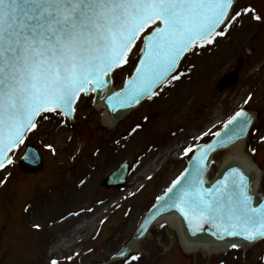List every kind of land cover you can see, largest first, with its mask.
I'll list each match as a JSON object with an SVG mask.
<instances>
[{
    "label": "rangeland",
    "instance_id": "1",
    "mask_svg": "<svg viewBox=\"0 0 264 264\" xmlns=\"http://www.w3.org/2000/svg\"><path fill=\"white\" fill-rule=\"evenodd\" d=\"M234 6L232 16L241 15L230 19L224 35L189 53L174 75L179 78L167 81L115 127L96 121L101 114L86 97L77 105L74 124H64L57 113L39 119L27 143L41 152L40 169L25 172L18 150L11 166L0 172L5 180L0 185V264L106 263L183 168L189 155L184 149L205 142L238 108L257 113L243 151L263 171L264 182V0H238ZM138 51L139 46L114 73L117 88ZM239 58L237 83L218 91L217 83ZM122 164L132 171L123 189L103 188L100 182ZM174 236L167 227H153L133 249L138 260L109 264H264V242L206 257L186 255Z\"/></svg>",
    "mask_w": 264,
    "mask_h": 264
},
{
    "label": "snow or ice",
    "instance_id": "2",
    "mask_svg": "<svg viewBox=\"0 0 264 264\" xmlns=\"http://www.w3.org/2000/svg\"><path fill=\"white\" fill-rule=\"evenodd\" d=\"M232 3L0 0V169L12 163L10 153L24 143L28 132L37 129L38 116L44 112L68 115L81 94L104 88L107 76L127 63L137 40L142 43L143 55L135 73L120 92L108 99L126 106V102L138 101L142 96L151 98L156 94L154 86L167 79L178 59L193 45L211 43L213 34L224 35L216 29L227 24L229 18L235 20L241 15L237 12L229 17ZM236 121L240 122L239 133L250 123L247 113L240 110L225 128ZM193 150L185 148L184 153ZM205 151L200 149V155L193 157L196 176L175 193L169 206L179 209L197 228L214 224L221 236L240 235L249 241L264 237V205L252 206L243 173L232 169L224 181L212 188L203 187ZM181 177L158 200L173 193ZM131 260H138V256L132 255Z\"/></svg>",
    "mask_w": 264,
    "mask_h": 264
},
{
    "label": "water",
    "instance_id": "3",
    "mask_svg": "<svg viewBox=\"0 0 264 264\" xmlns=\"http://www.w3.org/2000/svg\"><path fill=\"white\" fill-rule=\"evenodd\" d=\"M234 2H235V0H233L232 5L234 4ZM232 5L229 7L228 12L230 11V8L232 7ZM217 29H219V28H217ZM146 31H150V29H147ZM141 35H143V34H141ZM138 41H140V40H137V42ZM137 42H136V44H137ZM134 47H133V49H134ZM141 49H142V43H141V48H140L139 61L143 55V52ZM186 53H184L178 59L177 65L175 66L174 70L169 73L168 77L177 69V67L180 63V60L183 58V56ZM137 63L139 64V62H137ZM116 69L117 68H115L107 76V78H106L107 84L104 88H102L98 91H95V92H90L87 94V95L93 94V96H94L93 106L96 109H102L103 110L102 118H103L104 123L108 126H112L113 124H115L125 114H127L131 109L137 107L141 101L148 98L147 96H142L139 98L138 101H135V100L128 101V102H126V106H120L119 104L116 103L115 99H113L112 102L110 103L108 98L111 96V94L114 92H120L121 91V90L120 91H114L112 88V74L115 72ZM134 73H135V71H134ZM134 73H133V75H134ZM130 78H128V80ZM233 78H235V77L234 76L233 77L232 76L227 77L226 82L223 84L222 87H226V86L228 87L229 84L232 85V83L235 81V79H233ZM162 83H159L156 86H154L153 91L157 87H159ZM81 95L83 96L85 94H81ZM75 104H76V102L71 106V111L69 112V114L65 115V116H67V118L71 119L73 111H74L73 106ZM248 119L250 120V123H248L246 125V130L243 133H239L240 122L236 121L232 125H229L227 128H225V126H224V129L221 130V132L219 133L220 135L219 136L217 135L216 139L214 141H212V143L209 144L212 146L211 148H207V146H209V145H199L198 147L195 148L194 155L192 156L190 162H188L186 167H185V169H188V171L185 172V169H184L182 172V173H184V176L181 177L182 173L179 176V177H181V184L177 186V188L174 190L173 193H169V195L167 197H165L164 200H157L154 203V205L151 206L152 208L142 217L138 228H136V226H137L140 219L137 221V223L134 225V227L131 228L132 230L129 232V234L126 236V238L123 239V242L121 243L120 248L129 241V239L132 237L133 232L135 230L134 228H136L137 230L135 231L133 238H131V241L121 250V252L119 254L112 257L111 261L116 259V258L125 257L128 254V252L130 250H132L133 246L140 239H142V237H144L146 235V233L148 232V229L150 227H152V225L158 223L159 221H163V220L166 221L167 223H169L168 227L170 229L173 228V231L175 232L179 243L182 245V247L186 251H189L191 249L201 248V249H204L208 252H212V251L219 252V251H224L228 248L234 247V245L236 247H240L242 245H249V243H254L255 241L262 238V237H258L255 240L249 241L240 235L221 236L220 232L217 231L216 226L212 223H205L201 227L197 228V227H195V225L193 223H189V218H186L185 215L179 209L169 206L172 203V198L175 195V193L178 192L180 188L184 187V185H186L192 178H194L196 176V161L193 159V157L194 156L198 157L200 155V152H199L200 149H205L206 150L205 155L207 156V160L205 161L206 167L203 171V180H204L203 187L204 188H212L218 181H224L226 177H230L232 174V169H238L241 173L244 174V176L246 178V181L248 184L247 194L251 197L252 206L259 208L261 205H264V197L257 195L256 192H254L255 191L254 189L256 188L255 186L257 184L258 175H259L257 168L247 161V159L249 161H251V159L248 156H246L247 159L234 156V155L245 156L244 154H241L242 144L233 148L231 152L229 151L231 153V155H233V156H229L224 160V162L219 166L218 171L215 174V176L213 177L212 181L207 179V174H206L209 170V167L211 164V157H212V154L214 151H217L218 149H221L225 146H231V145L237 143L238 141H241L245 137V135L248 131V128L251 124L252 116L249 115ZM96 121H101V117L96 116ZM102 126H104V125L102 124ZM219 127H217V128H219ZM234 133H235V135H234ZM27 134L25 135V137L27 136ZM229 137H231V139H229ZM219 141H223V143H219ZM24 151H25V154H24V156L20 162H22L26 167L34 169V171H35L36 169H38L40 167V161H39L40 158H39L37 152L33 151V149H31L30 147H26V150H24ZM246 155H248V154H246ZM120 170L117 171L116 173H114L111 177H108L102 183V185L105 187H121L123 185V182L125 179L124 177H126V175L128 173V168L126 166H124ZM251 186H254L253 190H251ZM170 187H172V183L168 187V189ZM168 189L166 190V192L168 191ZM165 193L163 195H160L159 197H164ZM152 202H151V204H152ZM149 206L147 207V209L149 208ZM169 228H167V229H169ZM114 253H116V252H112V255ZM185 254L188 255L191 253H185ZM104 261H106V259L98 260V261H92V262L83 263V264H99L101 262L104 263Z\"/></svg>",
    "mask_w": 264,
    "mask_h": 264
},
{
    "label": "bare ground",
    "instance_id": "4",
    "mask_svg": "<svg viewBox=\"0 0 264 264\" xmlns=\"http://www.w3.org/2000/svg\"><path fill=\"white\" fill-rule=\"evenodd\" d=\"M243 144H242V147H241V154H243ZM250 158V157H249ZM251 159V158H250ZM251 161H252V159H251ZM168 225H169V223H168ZM171 230H173V228H171ZM179 242V241H178Z\"/></svg>",
    "mask_w": 264,
    "mask_h": 264
}]
</instances>
